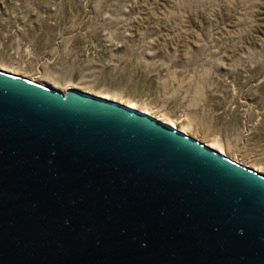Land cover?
<instances>
[{
  "label": "water",
  "instance_id": "obj_1",
  "mask_svg": "<svg viewBox=\"0 0 264 264\" xmlns=\"http://www.w3.org/2000/svg\"><path fill=\"white\" fill-rule=\"evenodd\" d=\"M0 264H264V174L0 69Z\"/></svg>",
  "mask_w": 264,
  "mask_h": 264
},
{
  "label": "rangeland",
  "instance_id": "obj_2",
  "mask_svg": "<svg viewBox=\"0 0 264 264\" xmlns=\"http://www.w3.org/2000/svg\"><path fill=\"white\" fill-rule=\"evenodd\" d=\"M0 69L134 101L264 174V0H0Z\"/></svg>",
  "mask_w": 264,
  "mask_h": 264
},
{
  "label": "bare ground",
  "instance_id": "obj_3",
  "mask_svg": "<svg viewBox=\"0 0 264 264\" xmlns=\"http://www.w3.org/2000/svg\"><path fill=\"white\" fill-rule=\"evenodd\" d=\"M5 71H6V70H5ZM6 72H9V71H6ZM13 72H14V71H11V72H9V73L14 74ZM61 91H62L63 93L66 92V91H63V90H61ZM82 91H83V90H82ZM85 92H86V91H85ZM91 94H92V93H91ZM94 95H95V94H94ZM96 96H99V97H102V98H104V99H107V100H110V101H114V102H117V103L123 104V105L128 106V107L133 108V109H137V108H139L138 105H137V103L134 102V101L127 100L126 102H124V101L118 100V99L115 98V97L110 96L109 94H99V95H96ZM138 110H139V109H138ZM140 111H142V112H144V113H146V114H149V115H151V116H153V117L159 119V117L153 115V114L150 112V109H149V108H143V109H140ZM160 120L169 123V124H170L172 127H174L175 129H177V130H179V131L185 133V134L188 135V136H191V135H190V131H189V127L185 126V124L180 123V122H176V121H175V122H174V121H173V122H168V121L163 120V119H160ZM191 137H192V136H191ZM193 138H194V137H193ZM195 139L198 140V141H200V140L197 139V138H195ZM202 143L208 145L209 147H211V148H213V149H215V150H217V151H219V152L222 153V154H225L224 151H223V148H222L221 146H219L217 142H212V143H209V142H202ZM226 156H227V155H226ZM227 157H228V156H227ZM228 158H229V157H228ZM230 159H232V160L235 161V162H238V163L242 164L241 162H239L238 160H236V159H234V158H230ZM242 165H244V164H242ZM244 166H246V165H244ZM252 169L255 170V171H257V172H261V170H262V169H260V168H252Z\"/></svg>",
  "mask_w": 264,
  "mask_h": 264
}]
</instances>
